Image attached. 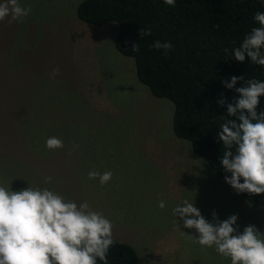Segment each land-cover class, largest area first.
I'll return each mask as SVG.
<instances>
[{"label":"rangeland","instance_id":"374dc122","mask_svg":"<svg viewBox=\"0 0 264 264\" xmlns=\"http://www.w3.org/2000/svg\"><path fill=\"white\" fill-rule=\"evenodd\" d=\"M79 1L19 0L31 13L0 21V185L88 201L113 222L115 240L136 250L138 264H230L194 242L198 232L173 208L193 200L210 222L213 211L219 220L236 214L240 232L249 224L264 232V205H248L173 135L171 101L137 81L132 58L113 46L114 21L76 17ZM53 136L62 148L46 147ZM109 170L104 185L88 178Z\"/></svg>","mask_w":264,"mask_h":264},{"label":"clouds","instance_id":"9594fccd","mask_svg":"<svg viewBox=\"0 0 264 264\" xmlns=\"http://www.w3.org/2000/svg\"><path fill=\"white\" fill-rule=\"evenodd\" d=\"M164 3L174 7L176 0ZM30 13L31 6H22L19 0L0 2V21L10 17L9 23L22 22ZM253 19L259 26L245 34L231 56L243 62L246 54L252 63L264 66V11L254 13ZM151 34L150 28H140V36ZM151 47L167 52L173 45L155 40ZM131 50L139 52V44L134 43ZM58 74L59 69L54 68L50 75L54 78ZM238 81L242 86L235 87ZM222 83L239 94L231 103L217 101L218 105L226 104L227 115L234 117L225 120L217 133L224 147L220 157L224 180L237 194H264V110L257 111L264 81L232 76ZM45 144L49 150L63 147V141L55 136L47 138ZM112 175L110 170L103 174L90 171L88 178L98 177L104 185ZM51 180L50 176L45 178L46 183ZM158 207L164 209L165 201L160 200ZM172 211L185 228L196 229L198 237L191 235L194 242L203 248L214 247L219 255L230 259V264H264V232L252 224L240 232L236 214L219 220L213 211L210 222L193 200L187 199ZM174 225L180 226L177 220ZM113 226L86 200L78 204L48 187L28 185L12 191L9 184L0 185V264H97L98 260L109 264V249L116 243Z\"/></svg>","mask_w":264,"mask_h":264},{"label":"trees","instance_id":"16d2710c","mask_svg":"<svg viewBox=\"0 0 264 264\" xmlns=\"http://www.w3.org/2000/svg\"><path fill=\"white\" fill-rule=\"evenodd\" d=\"M257 11H264L259 0H176L174 7L164 0H80L75 8L76 17L85 23H116L113 46L132 58L137 81L151 95L171 101L173 135L187 141L191 151L223 179L224 147L217 133L225 120L234 117L227 115L226 104L217 101L231 103L238 97L222 83L232 76L264 81V66L252 63L246 54L243 62L231 56L245 34L259 26L253 19ZM140 28H150L152 34L140 36ZM155 40L170 41L173 48L167 52L152 48ZM134 43L139 52L131 50ZM240 86L242 81L235 87ZM262 110L264 95L257 106L258 112ZM239 195L251 207L264 205V194ZM115 241L109 264H138L136 250Z\"/></svg>","mask_w":264,"mask_h":264},{"label":"crops","instance_id":"0c3cea01","mask_svg":"<svg viewBox=\"0 0 264 264\" xmlns=\"http://www.w3.org/2000/svg\"><path fill=\"white\" fill-rule=\"evenodd\" d=\"M127 62H125L124 64L126 65ZM131 71H132V66H131ZM133 75V74H132Z\"/></svg>","mask_w":264,"mask_h":264}]
</instances>
